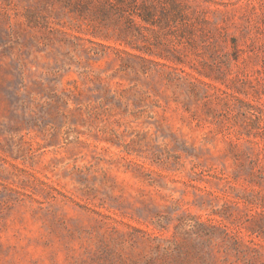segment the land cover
Returning a JSON list of instances; mask_svg holds the SVG:
<instances>
[{"label": "rangeland", "instance_id": "374dc122", "mask_svg": "<svg viewBox=\"0 0 264 264\" xmlns=\"http://www.w3.org/2000/svg\"><path fill=\"white\" fill-rule=\"evenodd\" d=\"M0 264H264V0H0Z\"/></svg>", "mask_w": 264, "mask_h": 264}]
</instances>
